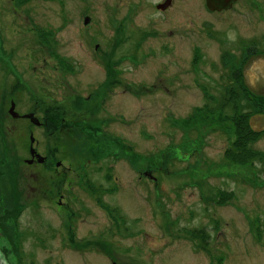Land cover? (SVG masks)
Instances as JSON below:
<instances>
[{
    "label": "rangeland",
    "instance_id": "rangeland-1",
    "mask_svg": "<svg viewBox=\"0 0 264 264\" xmlns=\"http://www.w3.org/2000/svg\"><path fill=\"white\" fill-rule=\"evenodd\" d=\"M163 1L0 0V264L20 236L23 264H264V133L252 163L226 152L264 104L235 99L223 63L264 55V0ZM245 81L264 95V56Z\"/></svg>",
    "mask_w": 264,
    "mask_h": 264
},
{
    "label": "trees",
    "instance_id": "trees-1",
    "mask_svg": "<svg viewBox=\"0 0 264 264\" xmlns=\"http://www.w3.org/2000/svg\"><path fill=\"white\" fill-rule=\"evenodd\" d=\"M246 55H247V58L245 59V61L240 64L239 66L237 65H232L231 62H226L225 60L228 59V57H233L231 54H229L228 52H225L224 53V60H223V63H224V66H228L229 67V70H230V74H229V80L232 82L231 84L234 85V87H230L229 90L232 94H233V90H236L235 91V94H233L232 96H235V95H239V96H235V99L239 100L241 99V96L243 97L244 100H246L248 103H254L255 105H263L264 104V95H261V96H256L253 92H251V89L249 88V86L246 84V81H245V67H246V64L250 58V55H261L262 53L260 52V50L258 48H255V47H247V49L245 51H243ZM200 52H197L196 54V58L194 59L195 62L193 61V67L194 69L197 68V63H200V60H201V57H200ZM198 61V62H196ZM62 64L64 66H67V63L65 60H61ZM109 69H112V71L115 69L114 68V65H113V62L111 64V67ZM117 70H115V74H117L116 72ZM119 75V74H118ZM106 87V86H105ZM241 101V100H239ZM240 103H238V105L236 104L235 106V111L237 110V108H240ZM85 114H86V118L88 116V112L87 110L83 109ZM62 117L57 114V117H56V122L58 123L59 127H64V128H67L68 131L71 132V135H73L74 133H77L80 137L85 135L81 130H78V131H73L71 130L72 127H75L76 125H80L81 127H85V121L87 119H84V123H80L79 121H75V122H70V123H66L65 121L61 122V124L59 123L61 121ZM239 122L237 123V127H236V131L232 132V134H234V140L230 146V148L226 151L228 153V157L230 160H238L237 158H245L244 160V163L246 164H249V163H252L254 160L250 159V156H247L249 154L251 155H254L256 154L254 151H252L251 149L249 150L248 149V144L251 142V141H254V138L255 137H258V135L260 134H263L264 131L262 132H258V131H255L251 125L247 122L248 120V115H243L239 118ZM176 125L178 126V122L175 121ZM91 125V124H90ZM181 126H186V125H190V121L188 122H183L180 124ZM58 127V126H57ZM87 128V126H86ZM59 129V128H58ZM92 129V126H90V130ZM88 130V129H87ZM121 142V141H120ZM251 144V143H250ZM256 158V157H255ZM264 158V155L262 153L258 154V158H257V161H259L258 159H263ZM264 161V159H263ZM2 173L0 172V175ZM65 181H63V179L61 178L60 180V183L63 184ZM90 189H93L92 185H88ZM223 195H226V196H229L231 197L232 195L230 194H226V193H222L221 194V199H222V196ZM16 198V196H15ZM17 199V198H16ZM18 200V199H17ZM106 209H109L108 206H106ZM24 208L19 210L17 212V210H13L14 213H18V215L20 216L23 212ZM109 211V210H108ZM109 213L112 215V214H115L114 211H109ZM11 214H9V217H10ZM8 219V214H6L4 217L3 216H0V222L1 221H4ZM17 223V222H16ZM17 243L14 247L15 249V252H16V255H17V260H18V264H23L22 263V258L23 256L22 253H21V248H22V245H21V236L20 238H18L17 240Z\"/></svg>",
    "mask_w": 264,
    "mask_h": 264
},
{
    "label": "water",
    "instance_id": "water-1",
    "mask_svg": "<svg viewBox=\"0 0 264 264\" xmlns=\"http://www.w3.org/2000/svg\"><path fill=\"white\" fill-rule=\"evenodd\" d=\"M237 0H206V4H207V8L210 11H222V10H228L230 8H232V6L234 5V3ZM165 8V6H164ZM90 21L89 17L85 18L84 24H88ZM15 103L12 102L9 113L11 115L12 118L14 119H18L19 117H21V115L15 110ZM24 118H27L30 120V122L35 125H41L40 120L34 115V114H27L23 116ZM35 142V138L33 136V133L30 135V143H31V147H30V155H31V159L27 160L26 162L28 164H32L35 160L39 163H44L46 158L42 157L40 154H38V152L36 151V149L33 147V144Z\"/></svg>",
    "mask_w": 264,
    "mask_h": 264
},
{
    "label": "flooded vegetation",
    "instance_id": "flooded-vegetation-1",
    "mask_svg": "<svg viewBox=\"0 0 264 264\" xmlns=\"http://www.w3.org/2000/svg\"><path fill=\"white\" fill-rule=\"evenodd\" d=\"M205 1V7H206V9L208 10V12L209 13H212V14H221V13H223V12H225V11H229V10H231L233 7H234V5L237 3V1L234 3V5L232 6V8H230V9H228V10H222V11H210L208 8H207V4H206V0H204ZM176 0H164L163 2H161V3H159V4H157L156 5V8L158 9V10H160L161 12H168V11H170L171 9H173L174 7H175V5H176ZM164 6H165V8H164ZM253 56H255V57H258L257 55H250V58H252ZM259 56H264V55H259ZM256 94V93H255ZM258 95V94H257ZM12 104V103H11ZM16 105V104H15ZM10 110V109H9ZM9 110H8V114L10 115V113H9ZM15 110H16V106H15ZM32 114H34V115H36L34 112H31ZM31 113H27V114H31ZM27 114H23V115H21V117H19L18 119H25V120H29V119H27V118H24L23 116L24 115H27ZM11 116V115H10ZM29 122H30V120H29ZM37 127H44L42 124L41 125H38ZM36 162V161H35ZM35 162H33V163H35ZM259 235H260V233H259Z\"/></svg>",
    "mask_w": 264,
    "mask_h": 264
}]
</instances>
